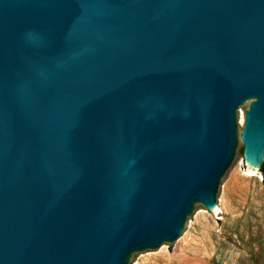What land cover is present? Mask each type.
<instances>
[{
    "label": "water",
    "instance_id": "95a60500",
    "mask_svg": "<svg viewBox=\"0 0 264 264\" xmlns=\"http://www.w3.org/2000/svg\"><path fill=\"white\" fill-rule=\"evenodd\" d=\"M240 139L260 171L264 0H0V264L178 246Z\"/></svg>",
    "mask_w": 264,
    "mask_h": 264
},
{
    "label": "rangeland",
    "instance_id": "374dc122",
    "mask_svg": "<svg viewBox=\"0 0 264 264\" xmlns=\"http://www.w3.org/2000/svg\"><path fill=\"white\" fill-rule=\"evenodd\" d=\"M247 107L240 111V131ZM248 167L254 169L243 157L240 139V156L218 194L221 208H196L178 246L167 243L130 263L264 264V174L258 169L249 174Z\"/></svg>",
    "mask_w": 264,
    "mask_h": 264
},
{
    "label": "bare ground",
    "instance_id": "6f19581e",
    "mask_svg": "<svg viewBox=\"0 0 264 264\" xmlns=\"http://www.w3.org/2000/svg\"><path fill=\"white\" fill-rule=\"evenodd\" d=\"M242 122V116L240 117V123ZM255 169V168H254ZM253 168H251V167H248V171H249V174H254L255 172V170H254ZM247 171V172H248ZM211 209H215V208H211Z\"/></svg>",
    "mask_w": 264,
    "mask_h": 264
},
{
    "label": "trees",
    "instance_id": "16d2710c",
    "mask_svg": "<svg viewBox=\"0 0 264 264\" xmlns=\"http://www.w3.org/2000/svg\"><path fill=\"white\" fill-rule=\"evenodd\" d=\"M260 172H261L262 174H264V161H263V163H262V165H261V167H260Z\"/></svg>",
    "mask_w": 264,
    "mask_h": 264
}]
</instances>
